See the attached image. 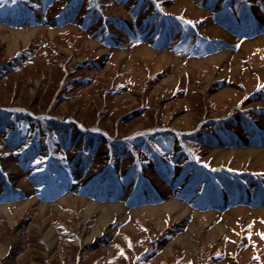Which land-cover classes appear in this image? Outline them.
Here are the masks:
<instances>
[{
  "label": "rangeland",
  "instance_id": "obj_1",
  "mask_svg": "<svg viewBox=\"0 0 264 264\" xmlns=\"http://www.w3.org/2000/svg\"><path fill=\"white\" fill-rule=\"evenodd\" d=\"M66 1L38 0L36 24L0 19V64L13 67L0 74V98L13 89L19 99L10 104L46 101V87L60 83L63 72L48 58L58 49L69 72L43 107L53 118L40 123L57 129L63 156L78 159L72 181L52 178L39 164V170L23 164L25 150L4 154L1 139L9 127L0 131V264H264V0H156L158 9L198 24L183 48L181 32L164 27L149 0H139L136 11L138 0H92L103 15L124 21V30L133 29L131 38L118 28L122 23L86 16L90 0H78L83 10L62 16V23L50 20ZM197 36L201 50L194 47ZM37 106L31 110L43 115ZM65 116L119 139L148 124L164 126L173 132L154 141L165 152L178 150L180 138L192 140L196 152L168 178L158 163L139 172L127 166L123 145L110 143L118 156L100 140L88 147L89 140L66 137L60 130L67 123L58 122ZM222 121L234 128L224 133L226 143L211 140ZM34 128L38 136L45 129ZM32 131H24L22 142ZM35 142L44 153L46 144ZM78 147L87 153L73 158ZM66 195L74 199L60 201ZM171 199L186 208L182 217L172 216L182 208L164 218L160 209L147 208ZM90 202L120 206L103 215ZM147 247L155 253L144 260L139 254Z\"/></svg>",
  "mask_w": 264,
  "mask_h": 264
},
{
  "label": "trees",
  "instance_id": "obj_2",
  "mask_svg": "<svg viewBox=\"0 0 264 264\" xmlns=\"http://www.w3.org/2000/svg\"><path fill=\"white\" fill-rule=\"evenodd\" d=\"M77 1L78 0H67L65 4H61L62 13L54 15L53 17H51L50 20H56L57 19V22H58V19L61 18L62 16L66 17V18L74 17L75 12H78V10H80V8H81L77 5V4H79V2H77ZM143 1L146 2L147 0H143ZM149 1H151L153 5H154V2H156V0H149ZM141 5H142L141 2L137 3L135 5V7L133 8V10L136 11L138 8L141 7ZM95 6H97V5H96V3L94 4V2L92 0H90V4L87 7V9H86V4H85L84 11H85V14H87L86 16H89L90 14L96 15L98 13L99 15H96V16H99L100 18L102 17V21H104L107 18V19H112L113 22H115V24H119V23L124 24L125 23L124 21L123 22L118 21V19L116 17L109 18L106 15H103V13H101V11L98 8L96 10ZM39 7L40 6H39L38 0H0V19L5 18L3 16H8L11 19H13L14 21L15 20L17 21L19 19L28 20V21H35V20H37L36 13L39 11L38 10ZM64 10H67V11H64ZM151 10L153 12V15L158 16V14H160L159 21L163 22L164 24L166 23L167 25H169L170 22H173V21L177 23L179 20L181 21L183 19L181 21L183 26H187L186 25L187 23L191 26H198V24L193 21L194 19H192V18L184 19L180 16V14L170 15V14L166 13V11H164L165 9H163L162 7H159V9H158V7L154 5V7H152ZM4 13H7V14L5 15ZM152 20L156 21L158 19L153 17ZM182 24H180V25H182ZM122 27H123V25H118V28L121 29ZM122 30H124V29L122 28ZM132 32H134L133 29H132ZM124 33H126L125 30H124ZM211 45L215 47L214 43ZM54 51L56 53H53V52L51 53V51L48 53V58H50V61L53 62L54 65L59 64L60 65L59 68L63 69V72L60 73V75H59L62 77V74L65 73V71L69 72V69H68V67H66L64 65V63L66 61L65 62L59 61L58 49L55 48ZM0 65H1L0 66V74H2V75L5 74L8 70L13 69L11 63L4 65L3 62H1ZM59 76H57V77H59ZM61 77L58 78V82H60V83H62ZM60 83H58V84L55 83L56 85L54 84V85H50L49 87H46L47 92L45 93V95L48 94L47 98H49V102H50L49 95L53 94V91H55V88H57V85H59ZM66 84H69V82H67ZM117 87L118 86H115V85L112 86L111 91L116 92ZM13 91L14 90L12 89V92ZM12 92H11V94H12ZM9 93L10 92H7L6 95L4 94V97L0 98V127L4 126L3 131L6 130V127H5L6 125H8V127H9V129H7V132L3 133L4 136L2 134L3 138L1 139V141H3V143L7 147L5 150H3L4 154H6V153L8 154L7 149H10L12 147L11 145L8 144V140L13 139V140H15V142L18 141L19 150L22 149V151L25 150L27 152L26 158L28 160V158H31L35 155V153H34V145L36 144L35 138L39 137L41 139V141L46 144L45 146L49 149V151L47 152L48 157L44 156L48 161H50L54 164H58L59 162H62L63 165L67 164L66 166H72L73 165L72 162L74 160L64 159L62 152H60V151H59L60 153L57 152V148H58L57 139L54 136V133H56L57 129L53 128L52 126L51 127L45 126L46 124L40 123L42 118H44L45 120H51V118H48L47 115H50L51 117L53 116L51 114H48L50 112L47 110V108H43L45 106L47 107V105L49 104L48 99L46 98V101H44L42 103V102L37 101L36 99H35L36 100L35 101V100H32L30 98L28 103L24 104V102L21 101L22 104L13 105V104H10V100L14 99L15 97L17 98L19 96L14 97V94L8 95ZM43 97L44 96H41L40 98H43ZM17 99H19V98H17ZM33 103H34V106L38 104L37 107L42 109L41 111H45V112H43V115L37 116L34 114L33 111L36 112V109L33 111L31 110L33 108L32 107ZM39 105H42V107H40ZM6 109L11 110L12 112H10L8 114V112H5V111H7ZM2 112H5V113H2ZM242 112H243L242 113L243 117L248 119L245 111H242ZM61 119L62 120H59L58 122H62L63 124L65 122L67 124L66 125L64 124V126H62L60 131L63 132L66 137L70 136V134H74L75 137L83 143L85 141L89 140V142L87 144L88 147L95 146L96 143L100 140L103 144L104 151H109L111 154L118 155L116 153V150L113 151L111 149L110 143L112 141L113 144H116L118 146L123 145L124 146L123 148L129 151V154L125 153L130 158V161L128 162V165H127L129 167L134 166L135 168L147 169V168H150L153 165H156L158 163L164 170H166L168 172L169 171L173 172L174 167L177 165V163L178 164L182 163L183 165H185L188 160H191L192 158H194V153L196 152L195 144L192 142V140H189L188 138H180L179 139L178 144L182 143V145L180 147H178L179 148L178 150L171 151V152H165L163 147L159 144V142L154 141V139H159V138L163 139L165 137V133L173 132V130L171 128H167L164 126L163 127H158V126L151 127L148 124L146 127L142 128L138 133H134L132 135L125 136V137H122L119 139V138L113 137L112 135L110 136V134L107 131L100 129L97 126H88V129H82V127H80V125L82 123L85 124V122H87L84 118L74 119L71 116H65V117H62ZM70 119H74L75 122H74V120L72 122H70L69 121ZM36 124H40L41 126L45 127V129L42 130V132H38L40 134V136H38L37 133L35 134V132H37L36 129L34 128V127H36ZM78 126L81 129H79ZM11 127H13V128H11ZM59 127H61V126H59ZM76 128H77V130H75ZM27 129L33 130L32 131L33 136L31 135L29 137H25V139H27V141L22 142V138H24L23 137L24 131ZM231 129H234V128L229 127V125H226L224 123V121H222L220 123L218 122L217 131L214 135H212L211 140L212 141L216 140L218 142H221V138L219 137L218 134L222 133V132L228 133V134L232 133ZM86 131H89V132H86ZM9 135H12L13 138L9 137ZM29 138H31V139L28 140ZM55 142H56V144H55ZM75 152H78V153L82 152V149L78 147V148H76ZM83 152L87 153V150L84 149ZM0 154L3 155V153L1 151H0ZM74 164H76V161ZM66 168L67 167H65V169ZM147 249H148V251H146V249H144L139 254V255L144 254L142 256L144 260L151 259V257H153V255L155 253V250L153 249V247H147ZM144 260H141V261L143 262ZM126 263L127 262L124 261L121 264H126Z\"/></svg>",
  "mask_w": 264,
  "mask_h": 264
},
{
  "label": "bare ground",
  "instance_id": "obj_3",
  "mask_svg": "<svg viewBox=\"0 0 264 264\" xmlns=\"http://www.w3.org/2000/svg\"><path fill=\"white\" fill-rule=\"evenodd\" d=\"M251 149V148H250ZM199 167V166H198ZM72 199H74V196L73 195H66L65 197H63L60 201H67V200H72ZM84 201H86V199H83ZM59 201V202H60ZM30 202H36V201H30ZM25 203H28V201L27 202H24V204ZM90 204H91V208L92 207H96V208H98V209H100V210H102L103 211V215H106V214H108V211L106 210V208H113V209H117L120 205H118L117 203H111V204H105V205H103V204H99V203H94V202H90ZM55 206H57L58 207V203H55V204H50V205H46V204H43V205H41L40 207H41V209L40 210H43V212H45L46 211V209H48V208H52V207H55ZM148 208V210H150L151 212L153 211V210H158V209H160V211L163 213L164 212V214L162 215V218H164L165 216H166V214L167 215H172V214H175V213H177V209H181V211H178V212H180L179 214H177V215H172L174 218H180V217H182V214H185L184 212H186V208L182 205V203L180 202V201H177V200H167L166 201V203L163 205V206H160V207H147ZM113 209L111 210V211H113ZM183 209H184V211H183ZM101 211V212H102ZM110 211V212H111ZM245 213L246 214H249L250 213V211L249 210H245ZM105 223H106V220H102V218H101V220H100V223H99V226L101 225V228H102V226L104 227V225H105ZM158 223H160V220L158 219ZM157 223V224H158ZM96 232H94V234H95Z\"/></svg>",
  "mask_w": 264,
  "mask_h": 264
}]
</instances>
